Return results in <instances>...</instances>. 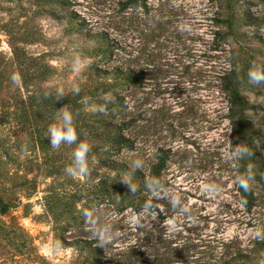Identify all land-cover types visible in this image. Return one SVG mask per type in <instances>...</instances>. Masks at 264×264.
<instances>
[{
  "label": "rangeland",
  "instance_id": "rangeland-1",
  "mask_svg": "<svg viewBox=\"0 0 264 264\" xmlns=\"http://www.w3.org/2000/svg\"><path fill=\"white\" fill-rule=\"evenodd\" d=\"M122 1L64 0L59 19L39 13L42 3L35 0L3 3L0 27L23 37L33 31L40 34L38 43L16 44L27 55H46L56 69L48 85L59 92H71L84 80L90 50L100 44L95 36L119 59L133 60L142 74L141 85L132 87L126 98L133 132L147 156L156 148L168 150L170 156L167 186L158 195L164 201L157 206L170 210L162 226L186 248L187 258L178 264H203L210 239L246 240L264 231V173L261 182L253 183L254 205L244 206L237 191L240 152L231 145L227 97L219 89L231 43L243 76L240 90L250 108L247 116L264 129V0H146L145 10H123ZM225 16L233 21L232 35L218 34L225 32L218 25ZM8 41L0 31V55L6 60L12 55ZM11 82L10 89L2 91L4 98L16 93L17 83ZM20 122L0 118V192L21 197L23 205L30 203L11 216L38 237L41 253L62 257L63 252L50 251L47 223L36 219L51 178H37L35 189L29 182L43 156L33 151L29 124ZM261 152L264 160V144ZM27 194H32L28 200ZM95 198L87 208L101 234L109 233L112 224L121 229L119 236L135 232L141 224H161L155 214L130 209L118 213L113 200ZM164 202L171 209L164 208Z\"/></svg>",
  "mask_w": 264,
  "mask_h": 264
},
{
  "label": "trees",
  "instance_id": "trees-1",
  "mask_svg": "<svg viewBox=\"0 0 264 264\" xmlns=\"http://www.w3.org/2000/svg\"><path fill=\"white\" fill-rule=\"evenodd\" d=\"M20 1L0 0V4ZM35 1L42 3L39 13L56 19L65 11L64 0ZM121 8L145 10L146 0H123ZM218 25L220 30L225 27V32L218 34H233L229 16L220 19ZM0 28L10 40L12 54L8 60L0 55V118H17L31 127L33 151H39L43 157L42 162H36L29 182L35 189L37 178H51L42 191L43 210L36 219L49 226L50 251L64 254L58 257L41 253L36 244L38 237L11 216L23 205L21 197L0 192V264L185 262V246L178 242L175 233L162 226L170 210L157 206L164 201L158 195L167 186L169 152L156 148L147 156L129 119L132 114L126 98L132 87L142 83V74L132 66L133 60L119 59L108 45L101 43L100 36H95L100 44L90 50L91 62L84 80L71 92H59L48 85L56 69L46 55H27L18 45L38 43L40 34L33 31L23 37L5 30L6 26ZM227 45L229 67L219 78V89L227 97L231 145L240 152L236 162L237 191L243 205L250 208L256 200L253 183L261 182L264 173V129L255 127L247 116L250 108L240 90L243 76L232 56V44ZM13 79L17 83L16 93L4 98L2 91L10 89ZM11 99L13 108L9 106ZM101 195L113 200L118 213L127 209L134 214L149 212L161 224H141L135 232L124 236H119L121 229L112 224L109 233L101 234L87 208L89 202ZM164 203V208L170 207ZM23 207H30V203ZM132 240L135 242L131 243ZM205 246L209 250L203 264H264V231H255L246 240L210 239Z\"/></svg>",
  "mask_w": 264,
  "mask_h": 264
}]
</instances>
